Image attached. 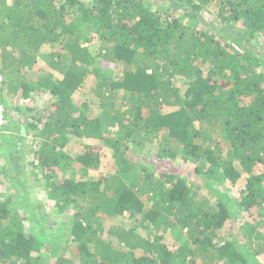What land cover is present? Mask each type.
I'll use <instances>...</instances> for the list:
<instances>
[{"label":"trees","instance_id":"1","mask_svg":"<svg viewBox=\"0 0 264 264\" xmlns=\"http://www.w3.org/2000/svg\"><path fill=\"white\" fill-rule=\"evenodd\" d=\"M261 38L264 0H0L6 123L23 113L19 133L36 140L34 169L66 234L52 244L38 212L17 208L0 183V264H264ZM90 81L92 100L79 102ZM76 140L95 142L76 156L85 177L105 158L111 174L59 175ZM149 147L160 172L142 163ZM117 218L135 225H106Z\"/></svg>","mask_w":264,"mask_h":264},{"label":"rangeland","instance_id":"2","mask_svg":"<svg viewBox=\"0 0 264 264\" xmlns=\"http://www.w3.org/2000/svg\"><path fill=\"white\" fill-rule=\"evenodd\" d=\"M218 9L215 7H211L207 10H204L202 13V17L204 18L205 21H210L216 19V14H217ZM261 44L260 51H262V54L264 53V38H261L259 40ZM98 61V60H97ZM96 67H99L101 72L107 75H113L114 72L111 70V68L105 64L103 61H98V63L95 64ZM188 81L186 80H177L175 82L176 86L180 89L181 94L185 95V92L189 88L188 86ZM89 84L84 88V91L79 93L78 95V100L79 102H89L92 100V91H93V86L94 82L90 81L88 82ZM48 96L39 98L37 99L38 103H40V108L44 109L46 108L47 102H48ZM11 102L13 106H17L21 108V111L23 108H25L26 104L30 105L27 101L19 100V98L11 99ZM39 108V109H40ZM178 108H165L164 112L169 113V112H174L177 111ZM99 112V108L96 106H92L89 116L90 118L97 117V114ZM23 113H16L14 116L16 119L14 120L13 123L9 122L5 124L6 127H2L0 130V183H1V189L5 193H10V194H16L18 195V199L15 201L14 204L17 208L22 207L21 205H25V207H22L24 209H27L26 211L30 212H38V216L40 219H42L43 226L41 227L44 231H51L50 238L53 239V242L57 241L58 245L64 246L66 243V234L63 232L61 226L58 227L56 223V219L53 217L51 218V214H55L54 210L56 208H53V201L50 200L45 192V190L42 188L41 183L39 182V176L37 175L38 171L34 169V158H33V147L36 145V140L33 138V134L31 136H26L24 137L19 133L18 126L19 124H22V122L25 120L22 116ZM38 114V113H36ZM30 120H32V117H29ZM90 143H95L94 141H89V140H76L75 142H72L70 145L69 149L67 150L69 153V157L67 160V164L63 170V172H59V175L63 177H76V178H81V180H90V181H95L99 179V173L103 174H111V159L110 158H105L103 162V167L97 171V173L91 172V174L88 176L82 170L81 165L76 161V156L78 155L77 153L81 151V148H83L84 144H90ZM109 154V153H108ZM149 154L151 156H145L144 159L142 160V163H146L148 168H150L151 163L155 164L156 172L162 171V167L158 169V165H162V161H160L155 154H158V149H152L149 147ZM180 159V158H179ZM164 169H168L169 167L173 166L175 167L174 170H177V172H181L185 170V167L183 165V161L181 160H166L165 163H163ZM195 163L191 164L193 167ZM190 168V167H189ZM189 172L192 170L189 169ZM192 173V172H191ZM142 177L144 176L143 174L141 175ZM184 177H187V174L184 175ZM144 178V177H143ZM141 178V179H143ZM146 181L145 179H143ZM142 181L141 186L146 184V182ZM229 188V186H227ZM230 193L239 192L241 189L240 186L237 187H231ZM199 193V192H198ZM18 201V203H17ZM31 208H30V206ZM39 205H42L41 211L37 209ZM237 210V209H236ZM260 220V218H258ZM240 221L239 217L235 215L228 228H234L237 226L238 222ZM115 224H123L122 226L130 229L134 227L135 222H131L128 220H121L119 218L113 220V221H107L106 225L111 226ZM58 228V229H57ZM264 230V225L261 227ZM236 230V229H235ZM178 236L181 238H185V230L181 231L178 230ZM56 245V244H54ZM168 246L170 247L171 250H176L178 246H180V242H175L174 240H170L168 242ZM51 249V244H47V250ZM51 251V250H50ZM53 253L56 254V251H52ZM60 254H66L64 252V249L62 248ZM67 256H71L70 253H67ZM55 259V258H54ZM54 259L50 260L49 263L53 264L55 261ZM261 261L264 263V255L261 258Z\"/></svg>","mask_w":264,"mask_h":264},{"label":"built area","instance_id":"3","mask_svg":"<svg viewBox=\"0 0 264 264\" xmlns=\"http://www.w3.org/2000/svg\"><path fill=\"white\" fill-rule=\"evenodd\" d=\"M5 124H6L5 108L1 101V95H0V130Z\"/></svg>","mask_w":264,"mask_h":264}]
</instances>
